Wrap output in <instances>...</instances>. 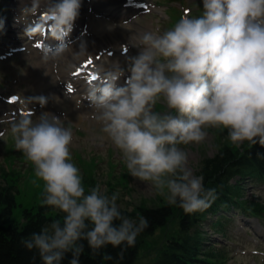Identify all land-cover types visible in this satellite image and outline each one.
Instances as JSON below:
<instances>
[{"label":"clouds","instance_id":"9594fccd","mask_svg":"<svg viewBox=\"0 0 264 264\" xmlns=\"http://www.w3.org/2000/svg\"><path fill=\"white\" fill-rule=\"evenodd\" d=\"M81 6L82 0H29L23 7L29 38L43 32L58 42L44 44L43 60H59L77 41L72 55L90 54L83 32L69 39ZM133 39L140 50L126 56L124 65L114 61L93 69L84 96L91 118L119 150L131 177L185 214L204 212L218 198L216 189L204 187L203 176L188 167L189 151L180 146L204 143L208 129H226L237 147L264 146V0H203L202 15L185 9L163 34L140 30ZM121 77L124 84L118 86ZM27 99L41 108L48 102L43 95ZM158 101L166 111L154 110ZM33 116L29 109L7 121L14 146L43 182L42 205L64 216L22 243L38 252L41 264H62L67 254L68 264H80L84 242L92 256L106 260L112 257L102 249L124 245L118 253L123 258L148 219L123 215L118 193L108 196L100 185L85 194L80 170L71 162L72 129L53 114L42 112L35 122Z\"/></svg>","mask_w":264,"mask_h":264},{"label":"rangeland","instance_id":"374dc122","mask_svg":"<svg viewBox=\"0 0 264 264\" xmlns=\"http://www.w3.org/2000/svg\"><path fill=\"white\" fill-rule=\"evenodd\" d=\"M8 3L12 4V2L10 1H8ZM0 9L2 10L1 5ZM3 23L6 24V22ZM103 23L105 25H111V27H108V32H121L123 27L126 28L127 26V24L123 25L122 23H118L115 25L104 19ZM148 23L151 24V27L148 31H153L157 28L153 17L149 16L147 20H144L142 22L143 26L148 25ZM3 28L4 30H0V34L8 36L12 35V33L7 31L9 30V28H7L5 25H3ZM114 36L116 38H119V34L117 33L114 34ZM7 38L9 37L3 36V38H0V40H5ZM17 44H19V42L13 43V45ZM139 50L140 49L137 47H132L130 52L134 51V54L136 55L138 54ZM64 60L65 62H67V58L64 57L62 59V63ZM29 62H31V60L24 57V55L22 54H20L19 56H13L11 59L0 60V92L3 93L5 97L11 94H17L21 101H25L24 104L27 105L28 108H30L32 104H36V102L33 101L31 103V101H29L27 98L32 96L35 97L37 92H41L40 87L35 84V79L36 77H39V74L34 79L32 78V80L30 78L26 83H16L19 79L23 78L22 76H25V73L29 69ZM120 63L123 64L124 60L122 59ZM53 97H55V95ZM157 104H160L163 107L164 111L167 110L165 104L162 101H158ZM1 106L2 104L0 103V133H3V135L0 136V164L2 165L5 163V157L8 153V150L14 152L16 151V154L22 155L24 158L26 157L22 151H19L15 148L14 141L10 133V125L7 122L12 118H18L19 116L11 115L9 112L3 111V109H1ZM47 109H49V106H44V109L40 112V114L42 112H46ZM58 109L61 113H64L65 116V111H61L59 107ZM39 115L32 117L34 122ZM64 116L63 118H61L62 125L64 127H70L73 132V140L70 145L71 156L74 157V154H76L75 157L78 156L79 159L82 158L84 160L83 162H88L87 160L91 157H96L99 159V161H102L101 163H99V169L96 170L94 174L97 177L96 180L99 183L101 190L105 192L108 188L106 182L109 180V176L107 175L108 166L106 163L111 157L110 155L113 156L112 162L116 166L114 174L117 175L116 179H113L112 182L118 180L120 176L125 172L123 171V168L127 171L119 150L116 149L107 139L106 135L100 131V125L97 124L91 117H89L90 115L68 114L65 117ZM208 132L209 136L204 143L200 145L192 144L189 146H180L186 151H189L188 167L193 171L195 175L196 171L200 167L202 158L212 157V155L217 152L216 150L220 149V147H222L225 142H227L228 145L232 147H237L234 146L228 139L226 129L223 131H220L218 129H208ZM6 146L7 150H4ZM26 161L28 160L26 159ZM23 162L24 161L22 157H20L19 161V158L16 156L15 163L12 164L13 168H17L21 173H25V176L20 178L19 193L16 195L21 210L30 209L37 202L36 200L38 199V196L43 189V182L39 181L34 176V171L26 167ZM85 168L90 173L95 170L94 167L90 164H87ZM126 187L127 194H124V196H121L122 192L119 191L120 189H116L118 195L120 196V199L124 201L118 202L117 206L119 208H121V206L124 207L126 203L130 206V208L128 209L129 211H131V208L135 207H160L161 205L165 204V202H167L164 196L156 193L146 182H141L138 179L131 177L130 175L128 176ZM248 192L249 191L247 190V193ZM176 222L175 218H173L167 223L164 229L157 231L144 243L142 250H140L139 252V258L136 264H145L156 258L158 249L164 245L165 241L168 238L176 234V225L174 226ZM202 228L210 234V230L208 226H206V224H204ZM236 233L237 232L234 231L233 234L236 235ZM240 236L242 237H240L239 241L237 242L238 244H242L243 240L245 241L247 238L246 234H242ZM233 244H235V242L231 241L227 244V246H233Z\"/></svg>","mask_w":264,"mask_h":264},{"label":"trees","instance_id":"16d2710c","mask_svg":"<svg viewBox=\"0 0 264 264\" xmlns=\"http://www.w3.org/2000/svg\"><path fill=\"white\" fill-rule=\"evenodd\" d=\"M260 160L261 163H264V150L260 153ZM230 161H232V156L226 153L218 157L216 162L205 163L202 166L205 181L209 183L218 182L225 164ZM4 171L0 176V264H41L38 252L35 249H26L22 240L29 238L33 233H39L42 228L50 226L53 220H62L64 214L51 206L42 205L43 190H41L37 202L30 209L21 210L16 198L18 192L13 186L14 181H11L12 183L8 182V174ZM94 183L92 180H86V182L83 180L82 185L85 188V194L90 191L87 188L88 186L95 187ZM112 194L113 191H110L109 195ZM119 200L121 201V199H117L116 203ZM175 206H164L155 209L135 207L132 212H128L129 205L126 203L123 208L118 207L123 215L133 220H137L140 216L146 217L149 221L148 228L137 236L135 245L127 248L123 258H120L118 253L124 245L116 248L108 245L102 249V253H107L112 257V259L106 260L102 255L92 256L86 242H84L85 248L80 256V264H135L144 239L149 237L156 229L166 225L173 213L178 211L176 210L178 206L176 208ZM181 212H183L182 209L179 215L180 234L172 238L166 247L160 250V255L155 264H195L199 260L197 257L200 252H198L197 246L192 243L194 240L184 232L192 225L193 219H190L195 213L189 215ZM70 259L71 254H67L62 264H68Z\"/></svg>","mask_w":264,"mask_h":264},{"label":"bare ground","instance_id":"6f19581e","mask_svg":"<svg viewBox=\"0 0 264 264\" xmlns=\"http://www.w3.org/2000/svg\"><path fill=\"white\" fill-rule=\"evenodd\" d=\"M123 2L124 0H92V2L88 4H83L86 8H90L89 10H85L86 12H81L79 17L76 19L77 20H82L81 23L84 25L86 28L87 34L91 38V42H85L87 52L90 53L87 57L81 58L78 56H73L72 52L78 51V46L77 47H71L69 52L65 54V58H67V62L65 60L63 63H58V64H50L48 65V61L46 60H37L33 55L30 54H25L26 56H30L32 60H34L30 66L31 70L32 67L33 70L40 69L42 68V72H40L39 77H36L35 79V84H37L40 89H42V92L50 99L52 97V94H55L57 98H60L58 101L54 102L53 99V104L57 105L60 104L62 106H65L67 103V100L72 101L71 103L69 102L68 105L66 106V115L68 114H79L83 112H86L85 108L82 107V110L76 111V105L81 107V95H80V90L76 89L74 83H78V87L85 84L88 85L91 83L90 77L93 74V69L96 66H103V67H108L111 62L116 61V58L119 57L120 55L124 54V48L121 47L123 44L118 41L114 34L116 31L108 32V26L103 24L102 17L109 19L111 22L114 20H120V19H126V13L130 11L129 9H125L123 7ZM133 15H136L137 11H132L131 12ZM19 17V23L22 24H27L24 18ZM137 25V24H136ZM26 26V25H25ZM119 38L121 37L122 40H127L124 38L129 34L128 30H125V32H118ZM22 38V37H19ZM93 40V41H92ZM128 41V40H127ZM125 43L130 44V42ZM124 45V46H127ZM26 46H29V44L22 45V47L19 48H25ZM90 46V47H89ZM94 47V54L91 50ZM95 55H101L100 60H96L94 58ZM33 56V57H32ZM79 65V67L83 68V72L79 76H73L70 75V72L75 71L76 68ZM72 67L71 70L69 68ZM74 67V69H73ZM61 69H64L61 72ZM30 76H27L26 78H29ZM67 80V85H69L70 81L72 82L73 86H68L70 87L69 90V95L66 93V90L64 91H59V86L61 87ZM75 98H72L74 97ZM64 99V100H63ZM66 99V100H65Z\"/></svg>","mask_w":264,"mask_h":264}]
</instances>
